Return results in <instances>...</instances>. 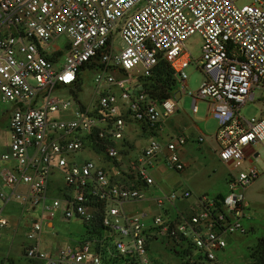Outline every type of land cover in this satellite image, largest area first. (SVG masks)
<instances>
[{
  "label": "built area",
  "instance_id": "2783aa9c",
  "mask_svg": "<svg viewBox=\"0 0 264 264\" xmlns=\"http://www.w3.org/2000/svg\"><path fill=\"white\" fill-rule=\"evenodd\" d=\"M237 1L0 0V102L9 107L0 234L15 204L28 220L27 259L167 264L166 253L180 264H224L228 236L247 232L243 190L260 175L243 162L264 141V114H240L254 89L264 88V0ZM194 34L201 38L197 58L186 48ZM64 48L61 60L54 56ZM190 65L203 74L196 90L188 89ZM164 68L176 80L166 97L133 84ZM84 72H92L97 98L80 110L73 92ZM177 90L191 96L192 113L204 101L217 121V156L235 169L225 195L164 191L155 179L161 168L186 167L179 150L187 136L160 137L178 108ZM133 123L147 139L124 154ZM59 222L78 226L72 242L47 239L44 231L56 236Z\"/></svg>",
  "mask_w": 264,
  "mask_h": 264
},
{
  "label": "rangeland",
  "instance_id": "374dc122",
  "mask_svg": "<svg viewBox=\"0 0 264 264\" xmlns=\"http://www.w3.org/2000/svg\"><path fill=\"white\" fill-rule=\"evenodd\" d=\"M250 2L251 0H238L237 4L243 5ZM200 43L201 38L198 34L192 35L186 41V48L194 58H197L200 55ZM64 54L65 48L57 50L54 56L61 60ZM186 72L188 74V89L196 90L203 79L202 72L195 69L193 65L186 68ZM91 76L92 72H84V79L81 80L82 82L79 87L73 92L76 105L80 110L92 109L95 105L97 93L91 82ZM120 77L122 78L123 76ZM133 84L138 88H142L150 96L160 98L163 93H168L171 90L172 86L176 84V80L172 75V72L167 68H164L156 72L151 78H138ZM262 101H264V88H262V90L258 88L254 92V99L241 108L240 114L247 119L250 117H259V107ZM191 102L192 98L189 95H184L179 99V116L176 120L181 124V127L188 129L186 130L189 135L188 142H194L196 146H198L197 143L199 142H197V138L203 136L204 138L201 144H206L210 136L216 132L218 127L217 121L208 113V105L206 102H198L196 113L190 111ZM5 107V103L0 102V128L4 125V120L6 118L7 112L5 111ZM70 113L72 112L69 110V112L64 113V115H69ZM146 139L147 133L145 129H143L140 124H131L130 130L127 134V140L124 143L121 152L128 154L140 151L145 145ZM256 149L259 150V156L256 157L255 164L260 170V175L243 190L246 199L255 211V219L253 221L257 223L256 232L249 234L252 232V229H249L244 235L236 232L228 236L227 248L220 253V258L224 264H260L261 254L258 244L260 238H258L257 241L254 239L261 235L264 236V141L261 145L257 146ZM224 170L225 166L221 162L210 160L207 157H205V159L200 157L198 170L193 175V179L199 186H201L199 188L200 193L213 195L216 192H220L221 195H225L227 193L226 182L223 180V175L220 174ZM171 172L173 171H159L156 174L160 178L168 179L173 176V173ZM9 207L15 209L17 206L13 204ZM127 207L129 208L130 206ZM138 207L139 206L136 208ZM27 226L28 220L25 218L24 232H26ZM245 227H247V225H245ZM76 228H78V226H66L59 222L56 226V236H52L51 231H44V234L47 235V239L50 240L55 237V240L58 242H72V239L77 235L75 233ZM27 244L25 238V246ZM156 248L161 252L158 245ZM165 254L166 253H164L162 257L167 264H180L174 255L169 256Z\"/></svg>",
  "mask_w": 264,
  "mask_h": 264
},
{
  "label": "crops",
  "instance_id": "0c3cea01",
  "mask_svg": "<svg viewBox=\"0 0 264 264\" xmlns=\"http://www.w3.org/2000/svg\"><path fill=\"white\" fill-rule=\"evenodd\" d=\"M256 89H254V92ZM259 89L262 90V88ZM5 110L7 112L6 118L4 120V125L0 128L1 147L6 146L8 142L7 119L9 114V107L6 106ZM178 110L179 107L169 118L163 121L160 137L163 139H167L168 137L174 136L176 134H184L187 136L186 144L184 145V147H182L179 150L180 157L185 162L186 167L181 172H174V171L171 172L173 173V176L169 177L168 179L158 177L156 172L155 179L158 182L161 190L169 191L177 187H183V188L185 187L186 189H189L193 195H198L201 194L199 191V188L201 186H199L198 183L193 179V175L198 170L199 158L202 157L205 159V157H207L210 160H217L221 162L217 156L219 142L215 137V133L210 136L206 144H201V142H203V138H204L203 136L201 137L202 138L201 141L197 140V142H199L197 143L198 146H196L194 142L191 143L188 142L189 135L187 134L186 131L188 129L185 127H181V124L178 122V120H176L178 119L179 116ZM259 114L260 115L264 114V101H262V103L260 104ZM257 146H259V144L253 145L252 156L251 155L246 156L245 161L243 162V167H246L250 163L255 164V159L257 156H259V150L256 149ZM249 150L250 148H248L246 152L248 153ZM221 163L225 166V170L220 174L223 175V180L226 182L228 173L230 171H235V169L231 168L229 165L223 162ZM160 171L161 172L168 171V169L161 168ZM215 194H220V192H216ZM249 206H250V217L245 220V225H247V230L252 229V232H250L249 234H253L256 232L257 223L253 221L255 219V214H254L255 211L253 207H251L250 203ZM9 208L7 209V214L9 217V225L0 234V264H38L37 262L27 259L24 255L25 214L18 207H16L15 209H11V207ZM261 237L264 238V236L261 235L254 240L257 241V239Z\"/></svg>",
  "mask_w": 264,
  "mask_h": 264
},
{
  "label": "trees",
  "instance_id": "16d2710c",
  "mask_svg": "<svg viewBox=\"0 0 264 264\" xmlns=\"http://www.w3.org/2000/svg\"><path fill=\"white\" fill-rule=\"evenodd\" d=\"M168 94L167 93H163L161 95V98H164L166 97ZM258 244H259V251H260V254H261V259H260V264H264V238H260L258 240Z\"/></svg>",
  "mask_w": 264,
  "mask_h": 264
},
{
  "label": "water",
  "instance_id": "95a60500",
  "mask_svg": "<svg viewBox=\"0 0 264 264\" xmlns=\"http://www.w3.org/2000/svg\"><path fill=\"white\" fill-rule=\"evenodd\" d=\"M173 96L175 97V99H179L181 97L180 91H175Z\"/></svg>",
  "mask_w": 264,
  "mask_h": 264
}]
</instances>
